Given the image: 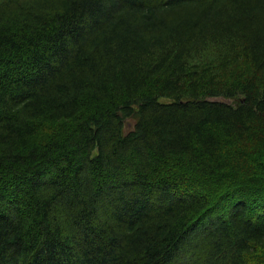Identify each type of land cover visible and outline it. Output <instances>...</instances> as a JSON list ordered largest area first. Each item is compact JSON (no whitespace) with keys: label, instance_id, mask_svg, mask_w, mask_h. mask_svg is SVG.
I'll use <instances>...</instances> for the list:
<instances>
[{"label":"trees","instance_id":"1","mask_svg":"<svg viewBox=\"0 0 264 264\" xmlns=\"http://www.w3.org/2000/svg\"><path fill=\"white\" fill-rule=\"evenodd\" d=\"M0 264H264V0H0Z\"/></svg>","mask_w":264,"mask_h":264},{"label":"bare ground","instance_id":"2","mask_svg":"<svg viewBox=\"0 0 264 264\" xmlns=\"http://www.w3.org/2000/svg\"><path fill=\"white\" fill-rule=\"evenodd\" d=\"M125 124L128 125V127H130L131 123H130V120H125Z\"/></svg>","mask_w":264,"mask_h":264},{"label":"rangeland","instance_id":"3","mask_svg":"<svg viewBox=\"0 0 264 264\" xmlns=\"http://www.w3.org/2000/svg\"><path fill=\"white\" fill-rule=\"evenodd\" d=\"M130 123H132V121Z\"/></svg>","mask_w":264,"mask_h":264}]
</instances>
